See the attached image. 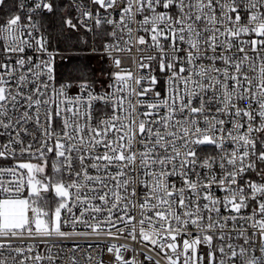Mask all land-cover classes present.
<instances>
[{
  "label": "snow or ice",
  "instance_id": "6c2138e0",
  "mask_svg": "<svg viewBox=\"0 0 264 264\" xmlns=\"http://www.w3.org/2000/svg\"><path fill=\"white\" fill-rule=\"evenodd\" d=\"M18 7L0 23V264H105L101 240L108 264H264V0ZM81 30L99 90L86 67L57 83Z\"/></svg>",
  "mask_w": 264,
  "mask_h": 264
},
{
  "label": "trees",
  "instance_id": "16d2710c",
  "mask_svg": "<svg viewBox=\"0 0 264 264\" xmlns=\"http://www.w3.org/2000/svg\"><path fill=\"white\" fill-rule=\"evenodd\" d=\"M56 3H60L61 0H55ZM18 11V4L17 0H6L4 5H0V23L7 19V17L11 14H15ZM74 15V12H73ZM44 28L48 31L58 30L60 27V18L59 16L56 17H49L42 21ZM86 33L81 30L79 33H72V38L69 43L72 45L70 51L75 50H83L88 47V40L87 43L83 41L86 40ZM61 48H64L65 45H59ZM69 51V52H70ZM86 67L90 69L91 75L95 78L99 84L98 72L105 73L109 70V65L107 60H104L103 65L101 68H98L93 60L92 57L88 54H68L64 59H59L56 64V77L59 82L68 81L71 83H76L79 78V73L77 72L78 68Z\"/></svg>",
  "mask_w": 264,
  "mask_h": 264
},
{
  "label": "built area",
  "instance_id": "2783aa9c",
  "mask_svg": "<svg viewBox=\"0 0 264 264\" xmlns=\"http://www.w3.org/2000/svg\"><path fill=\"white\" fill-rule=\"evenodd\" d=\"M20 2H21V0H17V4H18V6H19V3H20ZM18 11L20 12L19 7H18ZM21 14H22V16L24 15V13H21ZM74 15H75V12H74ZM85 33H86V32H85ZM86 37H87L86 40H88V44H89L87 48H85V49H83V50L70 51V52H68V54H69V53H70V54H73V53H77V54H78V53H79V54H89V55L100 56L98 53L94 54V53H92V51H91V48L93 47V42H92V36H91V34H90V33H86ZM100 57H101V56H100ZM59 59H60V58L57 59V62H58ZM57 62H56V64H57ZM55 73H56V67H55ZM56 78H57V77H56ZM57 83L59 84V83H71V82H68V81L59 82V81L57 80ZM73 84H76V83H73ZM97 90H99V84L97 85ZM78 91H79V89H78L77 87H73L72 89L69 90V94H70V95H75V94H77ZM0 163H2V162H0ZM77 240H78L79 243H81L82 245H84L85 248H87V240H86V238H77ZM127 242H128V241H119L118 243H127ZM28 243H33V242H32V241H24V242H22L23 246H25V247H26V245H27ZM105 243H108V241H105V240H101V241H99V248H95V247H94L93 249H91V251H92L93 255H96L97 252L103 250V258H104L105 264H108V260L110 259V257H109V254H108L107 251H106V248H104V244H105ZM65 244H68V245L70 246L71 241H66ZM38 251H39L42 255L47 254V249H45V247H44L43 245H40V246H39ZM57 251H58V250H57L56 248H53V249H51V254L55 255ZM66 253H68V247H64V248H63V250H62V252H61V256L65 255ZM3 255H4V256H8V255H9V252H8V251H5V252L3 253ZM12 255H15V254L12 253ZM76 255H77V257L79 258L80 255H81V253H80V252H77Z\"/></svg>",
  "mask_w": 264,
  "mask_h": 264
},
{
  "label": "rangeland",
  "instance_id": "374dc122",
  "mask_svg": "<svg viewBox=\"0 0 264 264\" xmlns=\"http://www.w3.org/2000/svg\"><path fill=\"white\" fill-rule=\"evenodd\" d=\"M89 55V54H88ZM91 57H92V60H93V62H94V64L98 67V68H101L102 67V65H103V62H104V60H106L105 58H103V57H100V56H96V55H90ZM105 73H99L98 72V78H99V82L100 81H103L104 79H105V75H104Z\"/></svg>",
  "mask_w": 264,
  "mask_h": 264
}]
</instances>
